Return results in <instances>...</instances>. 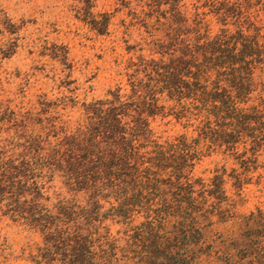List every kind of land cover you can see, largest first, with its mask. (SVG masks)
Wrapping results in <instances>:
<instances>
[{
    "label": "trees",
    "instance_id": "trees-1",
    "mask_svg": "<svg viewBox=\"0 0 264 264\" xmlns=\"http://www.w3.org/2000/svg\"><path fill=\"white\" fill-rule=\"evenodd\" d=\"M154 2L158 58L140 53L127 87L84 104L74 126L20 121L19 152L0 154V216L39 231L62 264H264V208L235 211L249 183L264 187V171L253 181L264 151V0L169 14ZM213 217L229 227L209 238Z\"/></svg>",
    "mask_w": 264,
    "mask_h": 264
},
{
    "label": "rangeland",
    "instance_id": "rangeland-1",
    "mask_svg": "<svg viewBox=\"0 0 264 264\" xmlns=\"http://www.w3.org/2000/svg\"><path fill=\"white\" fill-rule=\"evenodd\" d=\"M159 1L160 10L169 14L174 6L181 11H192L193 6L208 11L213 0ZM154 4V0H0V154L19 152L11 136L21 128V120L36 129L42 121L45 131L52 124L59 129L64 121L74 126L84 104L110 97L108 91L119 85L127 87L125 73H137L140 53L158 58L149 54L148 44L158 37L155 28L147 25L155 22L158 7ZM206 20L213 30L222 27L211 13ZM159 122L154 124L161 131L165 126H158ZM221 157L206 158L197 174L213 168ZM258 162L253 181L257 172L264 171V151ZM46 185H50L45 191L48 203H53L59 183ZM257 206L264 208V187L249 183L235 211L247 215ZM212 221L209 238L229 227L217 217ZM42 247L39 231L9 215L0 216V264H62Z\"/></svg>",
    "mask_w": 264,
    "mask_h": 264
}]
</instances>
